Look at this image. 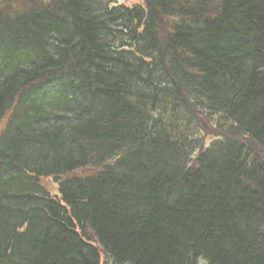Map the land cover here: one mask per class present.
Instances as JSON below:
<instances>
[{"label": "trees", "instance_id": "1", "mask_svg": "<svg viewBox=\"0 0 264 264\" xmlns=\"http://www.w3.org/2000/svg\"><path fill=\"white\" fill-rule=\"evenodd\" d=\"M4 119L0 264H264V0L0 12Z\"/></svg>", "mask_w": 264, "mask_h": 264}, {"label": "rangeland", "instance_id": "2", "mask_svg": "<svg viewBox=\"0 0 264 264\" xmlns=\"http://www.w3.org/2000/svg\"><path fill=\"white\" fill-rule=\"evenodd\" d=\"M58 1L55 0H0V12L7 13V14H14L25 11L30 8H56L58 5ZM113 4L118 5H125L131 6L134 4H144V0H111ZM172 22L176 23L177 20L175 18H163L161 19L157 26H156V34L157 38L160 42V45L163 47L167 40L171 35V25ZM9 114V111L6 112V116ZM5 119L0 124V128L4 125ZM193 131L195 133V137L203 144V147L208 146L211 144L215 139L218 140L223 137V133L219 132L216 128L212 126L209 122L205 119H198L194 122ZM237 140L243 143L246 146H253L257 155L263 160L264 162V152L255 144L247 139L245 136H238ZM202 147V146H201ZM41 182L50 190V192L57 193L56 187L52 184V180L49 178H42ZM90 237L95 240L94 237L90 234ZM96 244V241H95ZM98 252L100 256V261L104 263L105 259L107 258L106 254L101 251L100 246H98Z\"/></svg>", "mask_w": 264, "mask_h": 264}]
</instances>
